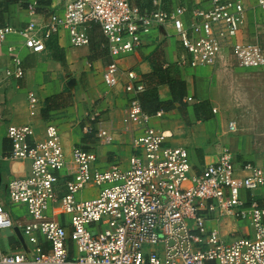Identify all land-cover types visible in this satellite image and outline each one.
Wrapping results in <instances>:
<instances>
[{
	"label": "built area",
	"instance_id": "1",
	"mask_svg": "<svg viewBox=\"0 0 264 264\" xmlns=\"http://www.w3.org/2000/svg\"><path fill=\"white\" fill-rule=\"evenodd\" d=\"M208 1L205 9L168 13L142 12L130 0H71L24 27L0 28V45L7 36L17 35L28 52L38 54L45 50V39L61 30L73 48L85 47L87 26L98 25L112 58L103 80L113 86L118 75L125 76L127 132L133 134L132 126L138 130L127 167L116 164L101 170L94 167L93 153L74 149L68 161L54 125H48L43 141L33 145L28 143L30 126L10 127L9 158L29 162L30 172L9 181L7 199L12 207L25 210L29 222L22 232L32 249L14 254L0 250V264H264V208L240 197L241 190L264 187V170L237 164L224 150L214 164L194 171L187 150L168 144L171 133L151 127V119L161 113L143 112L139 97L144 84L133 71L118 67V60L132 54L143 36L170 23L191 67H213L230 54L240 68H262L261 50L237 41L244 25L242 3ZM258 7L264 12V0H258ZM13 61L15 70L6 71L7 78L23 75L19 62ZM29 100L35 102L33 96ZM229 129L235 130L233 124ZM68 163L76 172L58 196V174ZM87 190H94V197L77 199ZM228 222L244 225L239 234H223ZM13 227L0 202V232Z\"/></svg>",
	"mask_w": 264,
	"mask_h": 264
},
{
	"label": "crops",
	"instance_id": "2",
	"mask_svg": "<svg viewBox=\"0 0 264 264\" xmlns=\"http://www.w3.org/2000/svg\"><path fill=\"white\" fill-rule=\"evenodd\" d=\"M69 1L0 0V28L24 27ZM239 1L244 8V25L237 41L257 46L264 56V12L258 0ZM130 4L142 12L168 13L179 8L191 13L210 6L208 0H130ZM86 31L89 43L82 48H73L64 30L45 39V50L38 54L28 52L17 35L7 36L0 45V202L14 223L12 229L0 232L2 252L29 253L32 249L22 232L29 218L22 207H12L7 199L9 181L30 172L29 162L9 158L10 127L30 126L33 135L28 143L33 145L43 141L48 125H54L68 161L78 149L95 154L94 167L101 170L116 164L127 167L132 137L138 133L134 126L133 134L127 132V80L121 74L115 85L105 84L103 75L112 62L107 42L98 25L90 24ZM14 58L23 75L7 78L6 71L15 70ZM118 67L122 72L133 71L144 84L143 109L150 116L161 113L151 119V127L171 133L168 144L187 150L194 171L214 164L224 150L232 153L237 164L249 163L264 170L260 155L264 150V66L240 68L229 54L213 67H191L189 55L169 23L143 36L132 54L118 60ZM175 81L183 83L185 90L180 93L175 87L173 98L169 82ZM29 96L35 98L34 103ZM75 172L76 166L68 163L58 174V196L64 194L65 183ZM94 195V190H87L77 199ZM240 197L245 203L255 202L264 208V187L254 192L241 190ZM56 219L61 224L66 222L63 216ZM242 225L228 222L221 232L239 234ZM39 246L49 252L42 238Z\"/></svg>",
	"mask_w": 264,
	"mask_h": 264
},
{
	"label": "trees",
	"instance_id": "3",
	"mask_svg": "<svg viewBox=\"0 0 264 264\" xmlns=\"http://www.w3.org/2000/svg\"><path fill=\"white\" fill-rule=\"evenodd\" d=\"M154 72L157 74V73H160V71H158V70H154ZM170 83V89H171V92H172V97L174 98L175 97V87L177 88V91L178 92H180V93H182L183 92V90H185V85L183 84V83H181V82H177V81H175L174 83H171V82H169ZM146 91V90H145ZM145 91H144V93H145ZM143 93V94H144ZM143 94H141V96L143 95ZM141 96L139 97V101H140V104H141V107H142V110H143V112H145L146 113V111L143 109V106H142V101H141ZM147 114V113H146Z\"/></svg>",
	"mask_w": 264,
	"mask_h": 264
},
{
	"label": "rangeland",
	"instance_id": "4",
	"mask_svg": "<svg viewBox=\"0 0 264 264\" xmlns=\"http://www.w3.org/2000/svg\"><path fill=\"white\" fill-rule=\"evenodd\" d=\"M238 66V65H237ZM239 67V66H238ZM252 150V152H256L255 151V149H251ZM260 155L262 156V157H264V150H262V151H260Z\"/></svg>",
	"mask_w": 264,
	"mask_h": 264
}]
</instances>
